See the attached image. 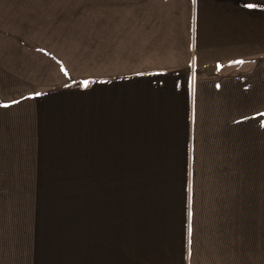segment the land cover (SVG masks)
<instances>
[{"label":"rangeland","instance_id":"1","mask_svg":"<svg viewBox=\"0 0 264 264\" xmlns=\"http://www.w3.org/2000/svg\"><path fill=\"white\" fill-rule=\"evenodd\" d=\"M97 1L0 0V224H34L41 264H187L190 224L264 237V103L234 137L232 167H209L204 143L200 167H88L79 136L41 123L80 72Z\"/></svg>","mask_w":264,"mask_h":264},{"label":"crops","instance_id":"2","mask_svg":"<svg viewBox=\"0 0 264 264\" xmlns=\"http://www.w3.org/2000/svg\"><path fill=\"white\" fill-rule=\"evenodd\" d=\"M96 4L82 32L80 72L54 95L62 108L43 111L41 123L79 136L88 167L137 165L121 163L126 156L141 157V166L200 167L201 143L209 167H232L234 137L248 136L250 115L257 119L264 103V0ZM9 226L0 224V264H41L36 226ZM197 228L206 229L197 236ZM259 232L192 225L187 264H264Z\"/></svg>","mask_w":264,"mask_h":264},{"label":"snow or ice","instance_id":"3","mask_svg":"<svg viewBox=\"0 0 264 264\" xmlns=\"http://www.w3.org/2000/svg\"><path fill=\"white\" fill-rule=\"evenodd\" d=\"M37 96L41 95L40 93H36ZM191 216H192V213L189 212V217L191 219ZM192 234V227H191V224L189 225V235L191 236ZM189 243H191V241H189Z\"/></svg>","mask_w":264,"mask_h":264},{"label":"water","instance_id":"4","mask_svg":"<svg viewBox=\"0 0 264 264\" xmlns=\"http://www.w3.org/2000/svg\"><path fill=\"white\" fill-rule=\"evenodd\" d=\"M210 69H215L216 67L215 66H211V67H209Z\"/></svg>","mask_w":264,"mask_h":264}]
</instances>
